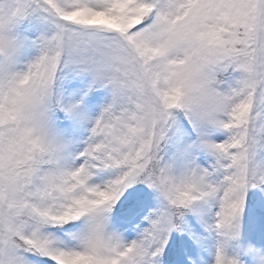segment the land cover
<instances>
[{"label": "snow or ice", "instance_id": "1", "mask_svg": "<svg viewBox=\"0 0 264 264\" xmlns=\"http://www.w3.org/2000/svg\"><path fill=\"white\" fill-rule=\"evenodd\" d=\"M0 264H264V0H0Z\"/></svg>", "mask_w": 264, "mask_h": 264}]
</instances>
